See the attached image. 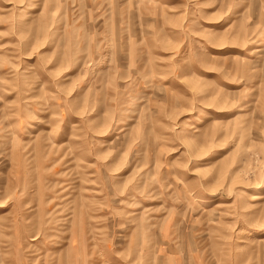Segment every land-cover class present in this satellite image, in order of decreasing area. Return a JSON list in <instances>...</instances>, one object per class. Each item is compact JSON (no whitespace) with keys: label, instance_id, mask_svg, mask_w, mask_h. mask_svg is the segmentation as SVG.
I'll return each instance as SVG.
<instances>
[{"label":"rangeland","instance_id":"obj_1","mask_svg":"<svg viewBox=\"0 0 264 264\" xmlns=\"http://www.w3.org/2000/svg\"><path fill=\"white\" fill-rule=\"evenodd\" d=\"M0 264H264V0H0Z\"/></svg>","mask_w":264,"mask_h":264}]
</instances>
